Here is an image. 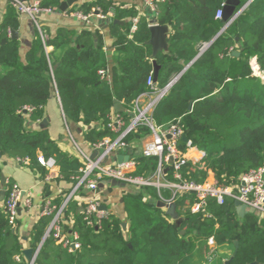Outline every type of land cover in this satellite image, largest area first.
I'll return each mask as SVG.
<instances>
[{"label":"trees","instance_id":"trees-1","mask_svg":"<svg viewBox=\"0 0 264 264\" xmlns=\"http://www.w3.org/2000/svg\"><path fill=\"white\" fill-rule=\"evenodd\" d=\"M60 1L45 3L58 8ZM250 1L241 0L237 11ZM225 3L165 0L155 18L148 11L139 17L135 10L92 0L66 13L90 15L99 8L108 14L113 8L115 14L108 21L114 38L112 51L107 53L99 31L85 29L77 34L60 29L49 40L44 30L43 34L37 30L24 59L19 39L12 35L20 28L19 12L10 5L0 23V155L28 158L29 165L45 175L48 171L37 160L41 152L45 158H55L59 178L75 186L81 160L63 151L47 129L35 130L33 124L44 119L45 107L58 96L68 124L88 127L84 132L87 143L93 146L107 138L117 139L119 134L108 127L116 101L128 107L121 114L128 125L132 106L149 89L147 81L154 72L150 25L155 20L171 28L168 49L155 58L160 67L158 85L165 87L174 75H183L155 109L154 119L165 126L180 121L188 139L205 152L200 164L184 167L183 177L204 183L212 175L229 186L244 173L263 168L264 80L254 75L251 59L257 60L264 73V0L251 2L219 36L228 24L216 19ZM137 17L132 31V19ZM213 40L203 51V45ZM233 52L240 55L233 56ZM25 106L35 108L32 115L21 112ZM141 133L147 136L149 131L128 135L126 141L131 144ZM181 146L185 148L183 140ZM136 160L139 175L148 177L157 168L155 159L139 155ZM162 195L171 197L169 191ZM5 199L0 203V264H29L18 231L20 216L15 225L9 223ZM194 200L195 195L187 194L176 202L182 219L178 227L158 205L155 189L132 190L123 198L126 230L117 218L104 221L99 228L89 226L71 200L64 219L71 215L73 223L64 224V230L78 234L81 248L70 252L53 235L44 240L52 217L41 216L30 234L31 247L40 249L35 264H225L231 259L230 264H264V217L249 213L241 218L235 201L219 205L210 199L206 211L212 218H207L192 213ZM63 202L62 198L54 201L57 206ZM212 237L216 249L211 254L208 241Z\"/></svg>","mask_w":264,"mask_h":264},{"label":"built area","instance_id":"built-area-1","mask_svg":"<svg viewBox=\"0 0 264 264\" xmlns=\"http://www.w3.org/2000/svg\"><path fill=\"white\" fill-rule=\"evenodd\" d=\"M163 2L165 0H144L147 11L155 18L159 13V5ZM11 5L15 7L19 14L28 15L34 20L41 13L54 12L51 9L43 8L38 3L29 4L19 0H11ZM224 7L225 5L217 12L216 19H223ZM64 13L85 22H88L92 16L106 21L114 16L115 10L111 8L108 14H104L99 8L90 15H84L81 12L67 14L65 11ZM154 21L151 23L150 28L158 25ZM132 22L134 24L132 31H135L138 17L133 18ZM207 46L208 44H204L202 50L204 51ZM174 81L169 82L165 87H161L155 81L153 72L147 81L148 91L142 94L131 108L129 124H125L124 118L120 114L112 112L109 116L108 127L113 133L119 134L118 138L115 140L107 138L93 145L94 151H98V155L94 159L79 150L83 166L80 170L81 176L78 178V183L75 185L72 194L61 206H57L53 201H47L43 205L41 216L52 217L44 240L53 235L57 243L70 252L80 249L81 244L78 234L68 233L64 230L63 222L66 207L73 196L83 186H86L91 194L83 208L84 221L91 227H101L104 221L110 219L109 213L102 209L103 205L99 194V186L105 180L119 182L137 190L155 189L159 195V203L164 205L166 211L169 206L176 205V202L182 196L193 194L195 200L190 208L193 214H206L207 218H212L206 211L209 200L214 199L219 205H224L228 199H231L246 205L248 211L253 210L254 213L264 217V167L244 173L239 177L236 184L229 186L221 185L212 175H209L204 183L188 181L183 177L184 167L191 162L200 164L205 152L199 150L191 140L185 143V148H182L181 141L185 132L180 121L165 126L158 124L154 119L155 109L169 94ZM34 110L35 108L32 106H25L21 112L30 116ZM41 121L39 120L37 123H41ZM145 129L149 131L148 137L143 143L140 154L135 155L126 138L128 135ZM123 151L128 153L129 161L119 164L118 154ZM139 155L157 161V168L152 175L146 177L137 174L136 159ZM37 160L48 171L49 179L59 177V174L56 173L58 167L55 158H45L43 155H38ZM20 161L25 165L30 164L28 158L20 159ZM169 174L172 179L169 178ZM5 190V209L8 213L9 223L15 225L20 211L32 208L31 193H28L17 184H12L6 187ZM163 191H169L171 197L169 199L164 198ZM208 245L212 250L211 254L214 253L216 241L213 237L209 239ZM39 250L35 251L29 264H35ZM17 260L20 261V258L17 257Z\"/></svg>","mask_w":264,"mask_h":264},{"label":"crops","instance_id":"crops-1","mask_svg":"<svg viewBox=\"0 0 264 264\" xmlns=\"http://www.w3.org/2000/svg\"><path fill=\"white\" fill-rule=\"evenodd\" d=\"M29 4L38 3L43 8L51 9L52 13H41L34 20L28 15L19 14V43L21 48V55L24 59L27 52L30 50L34 39L36 38L37 30L42 33V30L46 33L44 35L45 39H54L58 35L60 29H65L67 31H72L80 34L83 30L87 29L93 33L99 31L104 38L106 51H112V45L114 43V38L111 34V30L108 25V21L100 20L98 17L92 16L88 22L81 19L70 17L65 15L64 12L60 10V6L63 2L68 0H61L58 8H51L47 6L45 0H19ZM92 0H78L72 6H70L66 11L70 9H78L83 3L91 2ZM113 3L116 8H121L123 10H135L138 16H143L146 14L147 9L144 0H107ZM11 5V0H0V23L3 20L7 9ZM152 15V14H151ZM120 24V23H119ZM121 22L120 25H122ZM171 28L169 27V33ZM43 34V33H42ZM53 47L48 49V52H52ZM181 74V73H180ZM180 74L174 75L171 81L178 78ZM181 77L178 78L177 82ZM176 82V83H177ZM175 83V84H176ZM174 84V85H175ZM121 106H114L113 113L122 114L128 112V107L122 102H119ZM33 129H47L51 136V139L56 141L63 151L69 152L80 159L79 150L92 156L95 151L89 143L85 141L84 132L88 129L87 126L83 124L69 125L58 96L54 97L48 105L45 107V117L41 123L33 124ZM148 137V135L146 136ZM132 152L137 155L140 154L141 150L137 149V145L134 141L131 142ZM38 155H43L41 152ZM118 155H128L126 152H121ZM21 158L17 156H2L0 155V193L2 190L6 189V185L17 184L22 189L31 193L32 208L30 210H21L20 218L18 221V231L21 237V244L25 250L33 249L30 242V234L34 225L39 221L41 217V212L43 205L47 201H56L57 199L68 198L74 190V185L70 182L62 180L59 177L49 179V173L43 174L40 169L32 168L30 165H25L20 161ZM56 173L59 174V168H57ZM132 190H137L133 187H129L125 184L105 180L99 186V194L101 196L102 205L106 207L110 219H120L123 222L124 229H127L126 224V213L123 204L124 196L131 192ZM90 191L86 186H83L80 191H78L74 196L72 201H75L79 206V211L83 213V208L85 206L86 200L90 196ZM4 200L0 203L2 204ZM159 204V203H158ZM72 216L66 217L63 224L73 223Z\"/></svg>","mask_w":264,"mask_h":264},{"label":"water","instance_id":"water-1","mask_svg":"<svg viewBox=\"0 0 264 264\" xmlns=\"http://www.w3.org/2000/svg\"><path fill=\"white\" fill-rule=\"evenodd\" d=\"M78 0H68L65 1L61 4L60 6V10L62 12H65L70 6H72L75 2H77ZM254 0H251L248 4L244 5L239 11H237V8H239L241 6V0H226L225 3V7L223 9V19L225 21H228V24L226 25V27L220 32L219 36L228 28V26H230L232 24V22H234V20L236 18H238V16L249 6V4L251 2H253ZM117 23L121 24V21H116ZM155 22V21H154ZM156 23V22H155ZM151 32H152V37L151 40L149 41V44L152 46L153 48V64H154V78L155 81H158V77H159V71H160V67L157 65L155 58L157 56V54L159 52L162 51H166L168 49V43H167V37L169 34V27L168 26H160V25H156L155 27L151 28ZM13 39H18L19 38V33L18 32H13ZM214 42V40L208 44V46H210L212 43ZM208 46L206 48H208ZM206 50V49H205ZM240 54L237 52H233V56L238 57ZM183 75V72L178 76L181 77ZM178 78L173 82V85L177 82ZM264 80V79H263ZM115 106H121L120 103L118 101H116ZM193 104H190V110L192 109ZM182 140L187 143L189 141L188 137L186 135L183 136ZM98 155V151H95L94 155H92V158H96ZM129 161V156L128 155H119L118 156V162L119 164H122L123 162H127ZM6 197V190H2L0 193V198L1 201L4 200ZM160 207L164 208V205L162 203L158 204ZM235 205L237 206V210H238V214L241 218H244L247 214L249 213H254L253 210L248 211L247 210V206L242 204L239 201L235 202ZM103 210H107L105 206H102ZM167 213L168 215H170L173 220L175 221L176 225L179 227L182 223V219L177 215L176 213V205L173 204L171 206L168 207L167 209ZM126 225H124L125 227ZM236 248H238V243L235 244ZM24 254L27 258V260L30 262L32 261V258L35 254V251L33 249H29V250H25ZM232 260V259H231ZM231 260L226 261L225 264H230Z\"/></svg>","mask_w":264,"mask_h":264},{"label":"rangeland","instance_id":"rangeland-1","mask_svg":"<svg viewBox=\"0 0 264 264\" xmlns=\"http://www.w3.org/2000/svg\"><path fill=\"white\" fill-rule=\"evenodd\" d=\"M255 64L259 67V65H258V63H257V60H256L255 58L251 59V68H252V70H253L254 75L257 76V77H260L261 79H263V78H262V75H264L263 72L260 71V74H261L260 76L256 74V71H255V68H254V65H255ZM259 70H260V67H259ZM146 139H147V137H146L143 133H141L140 136H137V137L134 139V142L136 143V145H137V149H138V150H139V149H140V150L142 149V147H143V143H144V141H145Z\"/></svg>","mask_w":264,"mask_h":264},{"label":"bare ground","instance_id":"bare-ground-1","mask_svg":"<svg viewBox=\"0 0 264 264\" xmlns=\"http://www.w3.org/2000/svg\"><path fill=\"white\" fill-rule=\"evenodd\" d=\"M254 68H255L256 74L260 76L261 74H260L259 67L255 64ZM262 78L264 79V75H262Z\"/></svg>","mask_w":264,"mask_h":264}]
</instances>
